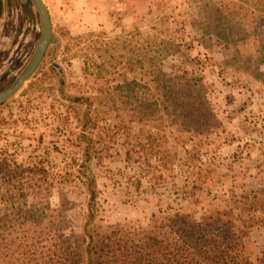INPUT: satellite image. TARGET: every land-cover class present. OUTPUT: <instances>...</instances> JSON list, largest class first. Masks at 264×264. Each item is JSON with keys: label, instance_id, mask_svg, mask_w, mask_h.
I'll use <instances>...</instances> for the list:
<instances>
[{"label": "rangeland", "instance_id": "rangeland-1", "mask_svg": "<svg viewBox=\"0 0 264 264\" xmlns=\"http://www.w3.org/2000/svg\"><path fill=\"white\" fill-rule=\"evenodd\" d=\"M42 1L52 40L0 106V164L46 170L34 177L44 196L51 191L52 208L79 245L89 201L80 166L88 150L96 224L104 227L147 226L169 208L199 219L245 194L257 222L244 242L256 261L264 250V0ZM135 32L120 54L155 59L131 72L124 58L97 79L100 58L89 45ZM42 38L32 0H0V94L32 63ZM126 82L159 99L165 128L131 120L132 110L141 114L135 99L112 89ZM150 135L161 154H150ZM42 195L28 198L30 208L43 206Z\"/></svg>", "mask_w": 264, "mask_h": 264}, {"label": "trees", "instance_id": "trees-1", "mask_svg": "<svg viewBox=\"0 0 264 264\" xmlns=\"http://www.w3.org/2000/svg\"><path fill=\"white\" fill-rule=\"evenodd\" d=\"M134 34L139 35V32L100 43V47L89 45L100 58V64L95 67L97 79L103 72L112 74L105 70L106 66L116 69L124 58L131 72L135 71L134 67L143 69L155 59L149 53L129 49L125 57L120 54L127 49L126 43ZM120 39L123 40L121 43ZM140 51H146L145 47ZM88 59L89 56L84 60L85 69H90ZM156 82L153 79L152 83ZM112 89L117 95L135 99L141 114L132 110V121L165 128L159 99L150 90L144 94L137 82H126ZM112 105L113 102L111 110L115 108ZM146 139L151 155L162 153L154 150L156 139L153 136ZM83 155L80 170L87 179L89 201L82 228V245L70 238L63 216L52 208L51 191L47 189L44 196L41 180L34 177L39 173L48 175L46 170L40 168L36 173L31 168L16 166L13 169L10 163L0 164V202L3 204L0 211V264H264V250L253 261L244 242L257 222L255 216H251L252 207L246 205L248 196L245 194L233 196L227 208L212 210L199 219L194 214L171 212L172 208H169L168 213L160 211L153 215L147 226L97 225L98 190L91 170L93 153L88 150ZM34 194H43L40 209L29 206L28 198ZM237 220L242 228L234 224Z\"/></svg>", "mask_w": 264, "mask_h": 264}, {"label": "water", "instance_id": "water-1", "mask_svg": "<svg viewBox=\"0 0 264 264\" xmlns=\"http://www.w3.org/2000/svg\"><path fill=\"white\" fill-rule=\"evenodd\" d=\"M34 2L36 4V6L38 7V9L40 10L41 15H42V23H43V27H44L43 39L39 45L37 55H36L34 61L31 63L27 72L20 78V80L18 81V83L14 87L10 88L8 91H6L0 95V106L5 101H7L9 98H11L24 85V83L28 79L31 72L36 68V66L41 61L47 47L49 46L50 41L52 39V29H51V23H50L47 8L45 7V5L43 4V2L41 0H34Z\"/></svg>", "mask_w": 264, "mask_h": 264}, {"label": "flooded vegetation", "instance_id": "flooded-vegetation-1", "mask_svg": "<svg viewBox=\"0 0 264 264\" xmlns=\"http://www.w3.org/2000/svg\"><path fill=\"white\" fill-rule=\"evenodd\" d=\"M32 1H33V3H34L35 7L38 9V7L36 6L34 0H32ZM41 1H42V0H41ZM42 2H43V1H42ZM43 4H44V3H43ZM44 5H45V4H44ZM45 7H46V6H45ZM46 8H47V7H46ZM38 10H39V9H38ZM47 11H48V9H47ZM39 12H40V10H39ZM40 14H41V12H40ZM48 14H49V11H48ZM49 19H50V15H49ZM41 22H42V15H41ZM50 23H51V22H50ZM42 27H43V23H42ZM51 29H52V26H51ZM43 35H44V27H43ZM52 36H53V34H52ZM42 39H43V38H42ZM51 40H52V39H51ZM41 41H42V40H41ZM40 43H41V42H40ZM40 43H39V45H40ZM50 43H51V41H50ZM50 43H49V45H50ZM48 47H49V46H48ZM48 47H47V49H48ZM38 49H39V46H38ZM38 49H37V52H38ZM47 49H46V51H47ZM46 51H45V53H46ZM37 52H36V55H37ZM45 53H44L43 57L45 56ZM36 55H35V57H36ZM35 57H34V59H35ZM43 57H42V59H43ZM42 59H41V61H42ZM33 61H34V60H33ZM33 61H32V62H33ZM41 61L39 62V64L41 63ZM39 64L36 66V68L39 66ZM30 65H31V64H30ZM30 65L27 67V69L25 70V72H24V73L18 78V81H19L20 78H21V77L27 72V70L29 69ZM36 68H35L33 71H35ZM33 71L31 72V74L33 73ZM31 74H30V75H31ZM30 75H29V77H30ZM29 77H28V79H29ZM18 81L16 82V84L18 83ZM26 81H27V80H26ZM16 84H15V85H16ZM15 85H14V86H15ZM14 86H13V87H14ZM11 88H12V87H11ZM9 89H10V88H9ZM9 89H7L6 91H8ZM6 91H4V92H6ZM4 92H3V93H4ZM3 93H1V94H3ZM1 94H0V95H1ZM9 99H10V98H9ZM9 99H8V100H9ZM8 100H7V101H8ZM7 101H5V102H7ZM5 102H4V103H5ZM4 103H3V104H4ZM3 104H2V105H3ZM2 105H1V106H2Z\"/></svg>", "mask_w": 264, "mask_h": 264}, {"label": "crops", "instance_id": "crops-1", "mask_svg": "<svg viewBox=\"0 0 264 264\" xmlns=\"http://www.w3.org/2000/svg\"><path fill=\"white\" fill-rule=\"evenodd\" d=\"M97 21H98V19H96ZM95 23H97V22H95Z\"/></svg>", "mask_w": 264, "mask_h": 264}]
</instances>
